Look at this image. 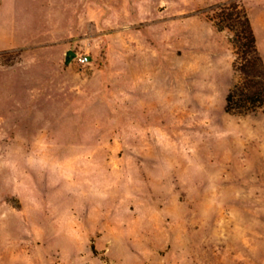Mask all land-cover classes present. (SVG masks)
Wrapping results in <instances>:
<instances>
[{"label": "rangeland", "instance_id": "374dc122", "mask_svg": "<svg viewBox=\"0 0 264 264\" xmlns=\"http://www.w3.org/2000/svg\"><path fill=\"white\" fill-rule=\"evenodd\" d=\"M226 1L0 0V264H264ZM233 1L264 63V0Z\"/></svg>", "mask_w": 264, "mask_h": 264}, {"label": "trees", "instance_id": "16d2710c", "mask_svg": "<svg viewBox=\"0 0 264 264\" xmlns=\"http://www.w3.org/2000/svg\"><path fill=\"white\" fill-rule=\"evenodd\" d=\"M206 19L217 30L229 33L235 54L233 68L240 76L226 96V111L245 114L261 109L264 106V63L246 11L238 2L229 0L210 6Z\"/></svg>", "mask_w": 264, "mask_h": 264}, {"label": "water", "instance_id": "95a60500", "mask_svg": "<svg viewBox=\"0 0 264 264\" xmlns=\"http://www.w3.org/2000/svg\"><path fill=\"white\" fill-rule=\"evenodd\" d=\"M74 56H75V53H74V52H72V51H68V52H67V56H66V60H65V62H66V63L70 62V60H71Z\"/></svg>", "mask_w": 264, "mask_h": 264}, {"label": "built area", "instance_id": "2783aa9c", "mask_svg": "<svg viewBox=\"0 0 264 264\" xmlns=\"http://www.w3.org/2000/svg\"><path fill=\"white\" fill-rule=\"evenodd\" d=\"M78 61L80 62V63H86L87 62V56H85V55H83V56H79L78 58Z\"/></svg>", "mask_w": 264, "mask_h": 264}]
</instances>
